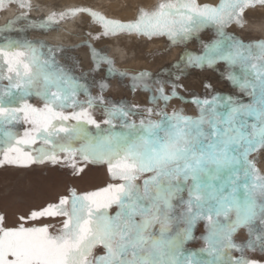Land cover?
Segmentation results:
<instances>
[{
	"label": "snow or ice",
	"instance_id": "6c2138e0",
	"mask_svg": "<svg viewBox=\"0 0 264 264\" xmlns=\"http://www.w3.org/2000/svg\"><path fill=\"white\" fill-rule=\"evenodd\" d=\"M18 6L32 7L28 0H19ZM257 7H264V0H220L216 5L161 0L152 9H139L137 18L127 22L82 6L32 22L45 30L85 13L102 25L96 39L136 33L166 37L172 44L214 28L216 35L203 45V54L182 52L181 59L196 67L228 63L236 70L227 78L250 100L193 94L196 116L180 108L166 111L173 98L184 100L177 91L180 85L173 84L170 94L162 84L153 92L146 81L150 73L131 77L133 90L152 93L153 107L141 109L92 96L56 59L62 45L28 39L0 43V166L66 163L76 173L83 171L76 164L79 157L106 163L117 181L82 194L71 189L31 212L28 219L33 221L62 217L55 233L47 224L8 226L0 214V264H264V174L256 167L259 157L251 155L264 153V39L245 42L227 32L232 23L242 27L246 10ZM21 19L32 18L24 11L15 17ZM92 55L97 61L94 49ZM99 59L109 65V73L128 75L115 69L110 58ZM106 86L102 83L101 91ZM81 93L86 100L78 98ZM33 96L42 107L29 102ZM98 107L104 109L102 122L93 115ZM23 124L29 127L22 134L14 130ZM201 223L205 230L197 236ZM241 229L248 239L237 242L234 236ZM198 241L203 242L200 247H189ZM248 251L261 258L249 257Z\"/></svg>",
	"mask_w": 264,
	"mask_h": 264
},
{
	"label": "rangeland",
	"instance_id": "374dc122",
	"mask_svg": "<svg viewBox=\"0 0 264 264\" xmlns=\"http://www.w3.org/2000/svg\"><path fill=\"white\" fill-rule=\"evenodd\" d=\"M66 1L28 0V2H31V5H42L49 14L75 7L71 4L66 5ZM79 1L82 2L83 7L93 5L91 6L92 10L101 8V11L104 13L103 15L108 19L123 22L136 19L138 13L136 15L134 13L139 9L148 7L150 2H152L151 8L156 5V0ZM100 2H103L107 9L99 6ZM198 2L216 5L220 0H198ZM4 3L9 5V10L16 9V12L27 11L28 16L32 19L9 20V22H15L11 25L10 30L0 33V43H6L8 39H18L21 41L28 39L33 41L43 40L52 46L62 45L63 51L56 54V59L61 65L71 69L72 73L80 78L81 83L89 87L92 96L102 95L106 100L114 102L126 101L132 105H139L141 109L153 107L149 103V98L152 95L151 92L143 91L140 87L133 90L130 86L132 84L131 77L143 71L151 74L150 77L146 78V81L152 86L153 92L162 84L165 93L170 94L173 84L180 85L177 91L180 96L184 97V100H180L179 98L170 100L166 109L169 113L174 108H180L184 110L186 115H198L197 106L191 103L193 94L201 99L205 97L211 98L217 94H230L245 103L250 100V97L242 94L241 89L235 87L227 78L230 72L236 70L230 67L228 63L218 61L212 67L207 65L196 67L188 65L186 61L181 59L182 52L192 55L203 54V45L216 35L212 27L205 28L188 41L178 44L170 43L166 37H153L149 39L146 36H137L136 33H118L109 36L100 35L99 39H96L97 34L103 32V28L99 23L93 22V18L92 22H90V17H78L77 14L59 21L58 24L48 29L40 30L39 28L32 27V22L36 21L37 24L39 23L40 18H42L41 11L37 9L38 12L36 11L34 14L31 10L20 9L18 6L19 2L16 0H4ZM111 3L113 4L110 5ZM76 7L78 6L76 5ZM7 8L8 6L6 5L0 7V28L9 23L4 20L6 15L2 19L3 10ZM127 9L133 12V16L130 14L125 20L119 18L120 16L117 12L125 14ZM67 20H71L73 25L76 24L78 26L71 28V34L65 36L67 39L65 37H56L55 32L51 36L48 35L59 28L63 31ZM80 22L82 24L87 22V25L84 26L85 29L81 30L82 27H79V24H77ZM227 32L234 33L245 42L264 39V7L246 10L243 26L241 27L232 23L227 27ZM59 38H61V42ZM116 38L117 41H115ZM116 47L125 50L123 51L124 54H119ZM93 49L98 53L97 61L93 60ZM122 55H125L126 58ZM99 57L110 58L114 62L113 67L115 69L128 75L121 77L118 74L109 73V65L104 60L99 59ZM134 57L138 58L136 63L128 62L125 64L123 62L125 59H133ZM178 61L179 63H177ZM7 83V80L2 82L4 86ZM102 83L107 85L103 91H101ZM78 98L86 100L87 96L81 93ZM29 102L37 107H42V101L38 97L33 96ZM159 105L163 107V101H159ZM92 111L98 121L102 122L105 119L102 115L104 111L103 107L95 108ZM142 114L147 116L146 112ZM131 118L137 120V122L139 120V116ZM27 127H29L27 124L17 125L14 130L22 134ZM117 130H119V126H117ZM251 155L259 157L256 167L260 170L261 174H264V170L260 167V165L264 166V153L253 152ZM76 164L83 171L74 173L72 168L66 163L52 165L45 162L44 164L30 165L27 168L12 165L0 166V214L6 217V224L8 226H18L20 223H24L26 227H39L47 224L50 232H58L62 226V217H40L33 221L28 219L31 212L39 210L47 203L57 201L61 196L69 195L71 189H74L78 194H82L105 187L109 183L117 182L110 177L106 163H93L77 157ZM115 210V208L111 209L112 212H115ZM20 217H25V220L21 221ZM204 230V224H199L196 229V235L199 236ZM234 239L237 242L246 241L248 239L247 231L245 229L239 230L235 234ZM202 243V241H198L190 244L189 247L198 248ZM233 255L239 256L240 253L233 252ZM246 255L252 258H261L259 252L248 251Z\"/></svg>",
	"mask_w": 264,
	"mask_h": 264
},
{
	"label": "bare ground",
	"instance_id": "6f19581e",
	"mask_svg": "<svg viewBox=\"0 0 264 264\" xmlns=\"http://www.w3.org/2000/svg\"><path fill=\"white\" fill-rule=\"evenodd\" d=\"M17 2H19V0H16ZM33 2V1H32ZM112 2V1H111ZM161 2V0H156V2H155V4L157 5V4H159ZM31 3V2H30ZM37 3V2H36ZM35 3V4H36ZM45 3V2H44ZM66 5H69V4H71V5H74L75 7H76V5L78 6V7H80V6H82L83 7V4H82V2L81 1H77V0H67L66 1V3H65ZM113 3H111L110 5H112ZM152 4V2H150L149 3V6L148 7H146V8H143V9H145V10H148V9H152L151 7H150V5ZM4 5H6V6H8V10L6 9V10H3V16H2V19H4L5 18V15H6V18L4 19V20H6L7 22H9V20H15V17L17 16V14L18 13H21V12H16V9H10L9 10V5L6 3H4ZM34 5V4H33ZM32 5V7H31V11H33V13L35 14L36 13V11H37V9H38V11H41V17H47L48 15H49V12L48 11H46V9H45V7H42V5L40 6V5H38V6H36V5H34L33 6ZM99 6H103V8H105V9H107V7L103 4V2H100L99 4H98ZM155 5V6H156ZM91 6H93V5H91ZM89 7L88 5H86L85 7H87V8H91L92 9V7ZM41 7H42V9H41ZM154 8V7H153ZM21 9V8H20ZM94 10V9H93ZM37 11V12H38ZM59 11V10H58ZM94 11H96L97 13H100V14H104L102 11H101V8H97L96 10H94ZM105 11V10H104ZM106 12H108V11H106ZM52 13V12H51ZM138 13V10L134 13L135 15ZM117 14L120 16L119 18H121V19H123V20H125L126 19V17L127 16H129L130 14L133 16V12L131 11V10H129L128 11V9L125 11V14L124 13H122V12H117ZM79 16H83V18H85V16L86 17H90V22H92L91 20H92V17L91 16H89V15H87V14H85V13H78V17ZM4 17V18H3ZM129 19H132V18H129ZM120 21V20H119ZM5 22V21H4ZM84 22H85V20H84ZM88 22V21H87ZM87 22L86 23H77V24H79V27H82L81 28V30H83V28H84V26H86L87 25ZM102 26V25H101ZM72 27H78L76 24H72L71 23V20H67L66 21V23H65V25H64V30L62 31L60 28L59 29H56V30H54L52 33H50V34H48V35H52V34H54V32H55V35H56V37H65V36H67V35H69V34H71V32H72V30H71V28ZM85 29V28H84ZM76 30V29H75ZM77 34V33H76ZM47 35V36H48ZM71 36V35H70ZM138 36V35H137ZM50 38V37H49ZM66 38V37H65ZM67 39V38H66ZM72 40V39H71ZM71 40H69V41H71ZM59 41L61 42V38H59ZM115 41H117V38L115 39ZM116 50L118 51V53L119 54H124V52L123 51H125V50H122V48H119V47H116ZM126 53V52H125ZM123 57H125V55H122ZM126 58V57H125ZM124 60V59H123ZM122 60V61H123ZM137 60H138V58L136 59L135 57L133 58V59H131V58H128V59H125L123 62H125V64L126 63H136L137 62ZM260 167H261V169H263L264 170V166L263 165H260Z\"/></svg>",
	"mask_w": 264,
	"mask_h": 264
}]
</instances>
